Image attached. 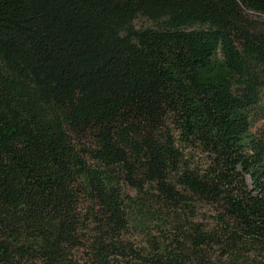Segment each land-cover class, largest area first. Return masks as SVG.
Returning <instances> with one entry per match:
<instances>
[{
    "label": "trees",
    "instance_id": "16d2710c",
    "mask_svg": "<svg viewBox=\"0 0 264 264\" xmlns=\"http://www.w3.org/2000/svg\"><path fill=\"white\" fill-rule=\"evenodd\" d=\"M263 115L264 0H0V264H264Z\"/></svg>",
    "mask_w": 264,
    "mask_h": 264
},
{
    "label": "rangeland",
    "instance_id": "374dc122",
    "mask_svg": "<svg viewBox=\"0 0 264 264\" xmlns=\"http://www.w3.org/2000/svg\"><path fill=\"white\" fill-rule=\"evenodd\" d=\"M146 21H144L143 19H137L135 21V25L139 26L141 24H145ZM250 131L253 135L255 136H262L264 137V115L261 117H256L254 118V121L251 124L250 127ZM247 181L249 182L250 180L247 179Z\"/></svg>",
    "mask_w": 264,
    "mask_h": 264
}]
</instances>
